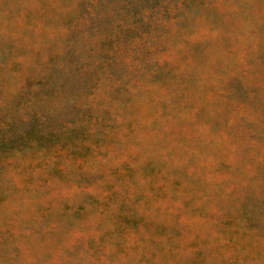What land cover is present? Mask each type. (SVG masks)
Returning a JSON list of instances; mask_svg holds the SVG:
<instances>
[{"label": "clouds", "instance_id": "9594fccd", "mask_svg": "<svg viewBox=\"0 0 264 264\" xmlns=\"http://www.w3.org/2000/svg\"><path fill=\"white\" fill-rule=\"evenodd\" d=\"M0 264H264V0H0Z\"/></svg>", "mask_w": 264, "mask_h": 264}]
</instances>
